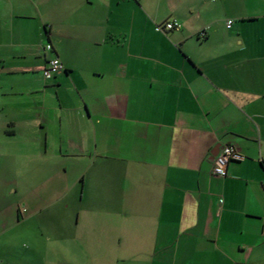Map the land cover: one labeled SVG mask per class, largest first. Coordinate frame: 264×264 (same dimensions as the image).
I'll return each mask as SVG.
<instances>
[{
	"label": "crops",
	"instance_id": "1",
	"mask_svg": "<svg viewBox=\"0 0 264 264\" xmlns=\"http://www.w3.org/2000/svg\"><path fill=\"white\" fill-rule=\"evenodd\" d=\"M51 55L64 68L45 78ZM226 143L245 157L220 176ZM8 150L34 164L16 206L80 182L89 219L0 264H264V0H0Z\"/></svg>",
	"mask_w": 264,
	"mask_h": 264
},
{
	"label": "rangeland",
	"instance_id": "2",
	"mask_svg": "<svg viewBox=\"0 0 264 264\" xmlns=\"http://www.w3.org/2000/svg\"><path fill=\"white\" fill-rule=\"evenodd\" d=\"M63 152L65 153V150ZM8 153L11 155L0 156V255L11 258L13 261L18 259L19 255L25 254L35 255L38 259L43 255L50 256L52 251L51 239L53 236H56V230L53 228L55 223L59 227H62L63 230L71 232L73 228L74 230L82 228L83 223L89 219L80 207L83 204V201H79L80 193L78 186H80V182L77 183V188H73L71 192H64L63 196L57 199L58 203H55L56 205L65 201H69L70 203V207L62 209L61 212L56 211L57 209H55L56 206H53L55 205L53 202L44 206L41 211H35L34 207H37V202L40 201V198H33L32 196L22 198L20 206L17 204L18 208L16 203L12 201H19L17 197L18 192L22 190V187L26 186L29 179L24 175L30 170V167H34V164H23L18 158L12 156L10 150H8ZM63 165L66 166V162H63ZM64 166L60 165L59 167L63 169ZM4 167L5 170L2 171ZM43 167L44 172L50 171L51 166ZM57 167L55 166V168ZM54 173L55 171L51 174ZM64 177L65 179L63 178L59 182L60 188H64L71 183V176H68V179L66 175ZM54 187V185L49 187V184L47 185L45 181L41 183L39 188L45 194L48 188ZM13 188L18 189L17 192L13 191ZM72 192H75L77 195L71 196ZM48 199L50 197L41 200L44 202ZM31 201H35V204ZM79 208L81 210L80 213L78 212ZM64 246L66 248L65 244ZM76 246L77 244L74 248L72 247V250L75 253L80 252L81 248H77ZM59 248L60 246L58 247L59 251L57 250V255H61Z\"/></svg>",
	"mask_w": 264,
	"mask_h": 264
},
{
	"label": "built area",
	"instance_id": "3",
	"mask_svg": "<svg viewBox=\"0 0 264 264\" xmlns=\"http://www.w3.org/2000/svg\"><path fill=\"white\" fill-rule=\"evenodd\" d=\"M231 19L226 21V25L229 26ZM181 24L177 18H170L160 23H155V30H171L180 28ZM205 28L200 30V34H203ZM46 50L52 49L50 42H47L44 46ZM64 68L62 61L57 55H51L47 58L45 65L42 68V74L45 78H50L57 72ZM244 154L233 144H223L218 153L214 156L212 161L211 172L220 176L226 175L227 163L231 160H242ZM264 166V158H260Z\"/></svg>",
	"mask_w": 264,
	"mask_h": 264
},
{
	"label": "trees",
	"instance_id": "4",
	"mask_svg": "<svg viewBox=\"0 0 264 264\" xmlns=\"http://www.w3.org/2000/svg\"><path fill=\"white\" fill-rule=\"evenodd\" d=\"M46 44V43H45ZM52 45V44H51ZM45 46V45H44Z\"/></svg>",
	"mask_w": 264,
	"mask_h": 264
}]
</instances>
